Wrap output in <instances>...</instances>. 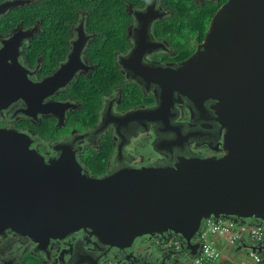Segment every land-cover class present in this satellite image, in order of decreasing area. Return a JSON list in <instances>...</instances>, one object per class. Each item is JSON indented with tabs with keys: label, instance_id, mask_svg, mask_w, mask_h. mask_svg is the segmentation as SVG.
Here are the masks:
<instances>
[{
	"label": "water",
	"instance_id": "obj_1",
	"mask_svg": "<svg viewBox=\"0 0 264 264\" xmlns=\"http://www.w3.org/2000/svg\"><path fill=\"white\" fill-rule=\"evenodd\" d=\"M26 1L5 2L0 13ZM130 13L136 19L134 45L119 64L128 79L154 90L156 107L116 115L108 104L99 130L113 124L121 136V126L134 121L170 125V109L182 103L193 112L191 119L207 110L215 115L222 154L178 156L172 164L122 166L98 176L83 166L69 141L42 153L29 133L0 126V235L12 232L45 250L52 240L84 230L125 252L144 239L175 234L194 256L205 218L264 222V0H226L195 52L178 63L144 60L162 45L147 38L152 20L163 15L156 0ZM29 35L18 31L2 41L0 115L21 99L25 115L52 112L63 126L72 104L44 99L89 66L82 58L89 36L81 23L59 70L34 81L18 62L19 47ZM157 141L155 148L162 150L182 139L161 147ZM253 248L264 252V242Z\"/></svg>",
	"mask_w": 264,
	"mask_h": 264
},
{
	"label": "flooded vegetation",
	"instance_id": "obj_2",
	"mask_svg": "<svg viewBox=\"0 0 264 264\" xmlns=\"http://www.w3.org/2000/svg\"><path fill=\"white\" fill-rule=\"evenodd\" d=\"M8 1L11 0H0V6ZM39 1L27 0L25 4L9 8L4 13H0V49L3 47L2 41L10 39L15 32L29 31L30 35L23 40L22 45L19 47L18 62L27 69V75L30 79L40 81L58 71L66 61L73 40L77 37L79 25L82 23L85 35L89 36L82 58L89 66L80 67L64 86L59 87L44 99L46 102L51 100L72 104L67 109L63 126L59 127L58 117L52 112L38 113L37 118L25 115L20 109L26 107V104L19 99L0 115L1 127L15 128L29 133L34 138V147L42 153L49 152L51 146L56 142L69 141L76 149L77 157L85 168L87 166L83 162V157L88 155L90 149L95 151L102 149L104 142L109 139L113 142L114 150L107 159V170L104 174L111 168L131 165L142 166L154 161L172 164L178 159V156L222 154L221 149L216 145L220 138V130L217 123L212 119L214 114L207 110L204 111L203 115L196 113L195 119H191L193 112L182 103H176L170 109V125L153 121L141 125L134 121L121 126V136L117 134L113 124H108L102 130H99L103 113L108 104L112 103V109L116 115L139 108L153 109L156 107L157 99L154 90H145L137 81L128 79L124 73V68L119 64V57L127 54L134 45L132 28L136 24V19L133 13H130V9H145L151 0H147L144 5L136 8L129 7V13L133 17V21L128 27L131 47L127 51L116 53V63L122 75L125 76L126 84H138L142 96L152 98L153 101L124 108L123 81V85L102 96L98 121L94 125L77 127L75 124H71L70 114L79 110L83 104L69 89L77 80L90 77L97 68L87 57V49L96 32L89 30L86 22V12L78 9L75 21L69 24L70 34L66 56L56 64L47 66L48 59L45 51L40 49L39 54L35 56L36 50L30 46L38 35L51 36L48 33L49 25L45 19L47 16L42 17L37 13L35 14L37 2ZM211 1L221 6L226 0H194L199 5H205ZM156 2L163 15L152 20L147 38L150 43H161L162 45H158L156 50L147 53L144 60L160 64L181 62L186 58L183 60L177 59V55L180 53L179 47L172 41L171 36L158 35L156 32L158 29H163L165 19L172 20L174 18V10L164 0H156ZM25 5L33 7L28 6L26 10L20 9ZM32 18L35 19L32 20ZM180 38L182 41L184 39L190 40V35L184 31L180 34ZM190 42L192 45L193 42L191 40ZM45 49L47 50L48 46ZM183 50L189 52L190 49L184 44ZM53 122L59 127V134L56 131L54 137L47 138L39 127L51 125ZM161 127H164L165 130H162ZM60 128L64 129L60 130ZM157 139L159 140V147L165 142H179L180 139H182V142L172 144L169 149L164 147L162 150H158L154 146V143L158 142ZM119 145L121 146L120 152L118 151ZM162 152H165V154ZM170 242L174 245L170 246ZM198 242L201 244V241L198 240ZM194 257L195 255L192 256L189 253L183 242L175 234H171L167 239L158 237L144 239L125 252L124 249L101 243L84 230L72 233L63 239L52 240L45 250H37L31 239L20 237L12 232L6 231L0 235V264H192Z\"/></svg>",
	"mask_w": 264,
	"mask_h": 264
},
{
	"label": "trees",
	"instance_id": "obj_3",
	"mask_svg": "<svg viewBox=\"0 0 264 264\" xmlns=\"http://www.w3.org/2000/svg\"><path fill=\"white\" fill-rule=\"evenodd\" d=\"M146 1L40 0L37 2L35 14L42 17L47 16L45 19L48 22V33L51 36L38 35L30 46L36 50L35 56L39 54L40 49L45 51L48 59L47 66L56 64L66 56L70 34L69 24L75 21L78 9L86 12L88 28L96 32L87 49V57L97 68L90 77L77 80L69 89L83 104L79 110L70 114L71 124L94 125L98 121L102 96L123 85V81L124 108L153 101L152 98L142 96L138 84H126L125 76L122 75L116 63V53L127 51L131 47L128 27L133 17L128 9L130 6L135 8L142 6ZM164 1L174 10V18L165 19L163 29H158L156 32L158 35L171 36L172 41L179 47L180 53L177 59L183 60L190 56L197 45L204 40L211 20L220 6L212 1L205 5L196 4L194 0ZM28 6L33 7L25 5L20 9L26 10ZM184 31L190 35L192 45L190 40L182 41L180 38V34ZM184 44L190 49L189 52H184ZM46 46H48L47 50ZM39 129L47 138L54 137L55 132L59 130L54 122L48 126L42 125ZM113 150V142L109 139L104 142L102 149L98 151L90 149L88 155L83 157V162L91 174L105 173L107 159ZM221 263L229 264L226 259Z\"/></svg>",
	"mask_w": 264,
	"mask_h": 264
},
{
	"label": "built area",
	"instance_id": "obj_4",
	"mask_svg": "<svg viewBox=\"0 0 264 264\" xmlns=\"http://www.w3.org/2000/svg\"><path fill=\"white\" fill-rule=\"evenodd\" d=\"M212 236L224 237L230 246H240L250 243L246 250L249 256L259 264H264L262 252L255 250L254 245L264 242V222L260 225H248L224 217L205 218L197 240L201 241L199 252L195 255L192 264L214 263L222 256L221 249L216 245ZM170 246L174 243L170 242ZM249 245V244H248Z\"/></svg>",
	"mask_w": 264,
	"mask_h": 264
},
{
	"label": "rangeland",
	"instance_id": "obj_5",
	"mask_svg": "<svg viewBox=\"0 0 264 264\" xmlns=\"http://www.w3.org/2000/svg\"><path fill=\"white\" fill-rule=\"evenodd\" d=\"M77 127L81 126V124L77 123L75 124ZM75 126V127H76ZM60 127V126H59ZM58 127V129H59ZM64 128H60V130H63ZM59 134V131H58ZM215 239V237H211V240ZM222 242H224L223 238L221 239ZM231 249V252H230ZM222 256L217 259L214 263L211 264H222L221 262L226 259V261L229 262V264H259L255 260H253L250 256L247 250L240 249L239 251H236V248L233 246H230L227 241H225V245L223 247V250H221ZM264 257V252H262ZM194 260V258H193ZM193 263V261H192ZM228 264V263H227Z\"/></svg>",
	"mask_w": 264,
	"mask_h": 264
},
{
	"label": "crops",
	"instance_id": "obj_6",
	"mask_svg": "<svg viewBox=\"0 0 264 264\" xmlns=\"http://www.w3.org/2000/svg\"><path fill=\"white\" fill-rule=\"evenodd\" d=\"M213 237H215V239H213L214 240V242H216V245L221 249V250H223V247H224V245H225V241H227V239L226 238H224V237H217V236H213ZM223 238V240H224V242H222V239ZM246 243V242H245ZM249 244V245H248ZM247 244V246L245 247V246H243L242 248H239V246H236V247H234V248H236V251H239L240 249H247L248 247H250L251 245H250V243H248ZM230 252H231V249H230Z\"/></svg>",
	"mask_w": 264,
	"mask_h": 264
}]
</instances>
